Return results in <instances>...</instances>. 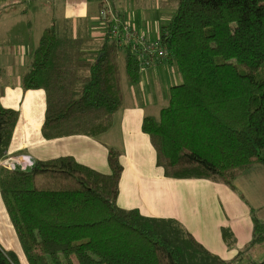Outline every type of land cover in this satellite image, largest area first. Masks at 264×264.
Returning a JSON list of instances; mask_svg holds the SVG:
<instances>
[{
    "label": "trees",
    "instance_id": "1",
    "mask_svg": "<svg viewBox=\"0 0 264 264\" xmlns=\"http://www.w3.org/2000/svg\"><path fill=\"white\" fill-rule=\"evenodd\" d=\"M175 13L156 45L176 66L167 106L141 124L170 179H200L233 189L254 165L264 167V0H173ZM87 41L46 28L21 79L24 91L43 90L45 139L96 138L121 107L119 52L128 83L140 81L136 48L106 33L95 53ZM2 70L0 69V77ZM18 119L0 105V160ZM109 174L72 157L36 161L24 172L0 168V197L28 264H234L207 251L177 221L116 206L123 167L107 155ZM249 247L264 243V222L251 209ZM228 245L233 235L222 230ZM245 247V249L247 248ZM244 249V250H245ZM0 264H18L0 248ZM250 264H264V259Z\"/></svg>",
    "mask_w": 264,
    "mask_h": 264
},
{
    "label": "crops",
    "instance_id": "2",
    "mask_svg": "<svg viewBox=\"0 0 264 264\" xmlns=\"http://www.w3.org/2000/svg\"><path fill=\"white\" fill-rule=\"evenodd\" d=\"M6 1L8 5L17 3L16 0ZM128 1L21 0L30 6L39 2L35 17L44 23L42 32L55 25L59 32L85 39L90 53H95L104 41L105 30L98 16L103 4L112 9L118 21L140 32L147 42L156 44L160 29L159 3L151 9L146 2L133 0L130 6ZM42 3L51 6L46 15L37 11L42 10ZM6 13L8 17L11 15L10 11L3 12ZM47 23L50 25H45ZM32 26L29 22L26 30L30 31ZM26 40V36L14 39L12 52L5 55L0 52V105L18 114L3 159L15 156L23 158L25 163H34L72 157L78 164L109 174L108 151L116 149L123 167L116 200L118 208L137 210L145 217L175 220L207 251L226 261L235 260L252 240L251 209L255 217L264 222V167L254 165L242 171L233 180V189L209 180L164 176L162 168L156 165L155 151L142 132L141 124L145 117H156L167 106L168 90L178 80L173 70L167 68L169 64L154 63L141 69L137 84L129 83L123 93L120 88L121 107L106 133L96 138L77 135L47 140L42 134L45 93L43 90L24 91L21 87V79L38 43L28 45ZM223 229L233 235L231 246L222 239ZM0 248L16 257L22 252L1 197Z\"/></svg>",
    "mask_w": 264,
    "mask_h": 264
},
{
    "label": "rangeland",
    "instance_id": "3",
    "mask_svg": "<svg viewBox=\"0 0 264 264\" xmlns=\"http://www.w3.org/2000/svg\"><path fill=\"white\" fill-rule=\"evenodd\" d=\"M16 1H17L16 4L8 5V4H5L8 1L0 0V14H1L0 15V22H3V21L5 22V23L0 24V52H3L4 55L8 52L9 53L12 52V50L15 49L14 46L11 44V43H13L11 41H14V39H23L26 36L27 37L26 43L28 45H32L33 43L34 44L37 43L40 36H41L43 25H44V23L41 19L37 20L35 17V15H36L35 14L36 13L35 7L39 5L38 4L39 2H37L35 6L34 5L30 6L24 2H21V0H16ZM23 1H26V0H23ZM29 1H31V0H29ZM29 1H26V2H29ZM137 1L139 3H143V2L148 3L149 7L151 9H154L155 6H157L159 3V5H160V9L158 10V12H159V18L158 19L159 20L157 21V23L159 24V27L166 25L175 13V3L173 2V0H137ZM128 3L130 4V6L133 5V0H129ZM41 8H42V10H37V11L44 13L46 15V12H48V10H49V8H51V6L49 5V3H45V4L42 3ZM104 8H106L108 11H110L111 12L110 14L113 17H115V15L112 12V9L109 8L105 4L101 5L99 11L103 10ZM4 11L5 12L10 11L11 15L8 17L7 16L8 12L6 14H3ZM54 19H56L55 16H54ZM109 20H110V16H109V13H107V17H106L104 22L106 24H109L108 23ZM45 21H46V19H45ZM29 22H32L33 26L30 29V31H27L26 27H27ZM99 22H101V21L99 20ZM45 25H50V24L47 23ZM59 33L61 35H67L65 32L64 33L59 32ZM105 33H106V31H105ZM117 63H118V83H119V88L122 89V93H123L124 88L126 86H129V83L125 77L124 52L118 53ZM166 66H167V68L173 70L174 74L176 75V78L178 79L175 82H173L171 84V86L179 85L181 83V78L177 72L176 66L175 65H172V66L166 65ZM9 157L21 158V157H15V156H13V157L9 156ZM21 159H23V158H21ZM1 164L6 166L5 161H3ZM248 247L246 249L244 248L245 250L242 249L240 251L241 252L240 259L238 261H236L234 264H250L252 262H259V261H262L264 259V243L255 245V246L250 247V248H248ZM17 259H18V264H28L25 256L23 255V252L18 254Z\"/></svg>",
    "mask_w": 264,
    "mask_h": 264
},
{
    "label": "built area",
    "instance_id": "4",
    "mask_svg": "<svg viewBox=\"0 0 264 264\" xmlns=\"http://www.w3.org/2000/svg\"><path fill=\"white\" fill-rule=\"evenodd\" d=\"M107 13H109L110 16V20L108 22L109 24L104 22L107 17ZM110 13L111 12L106 8L100 10L98 14L99 20L102 22L100 23L104 26L106 33H110L111 39L119 46H130L136 48L139 54L138 59L141 69L147 68L152 65L153 62H158L167 57L168 54L165 50L159 49L156 44L147 42L140 32H137L131 27L118 21ZM0 161H5L6 166L3 165L2 167L11 172H24L33 166V163H25L21 158L6 157Z\"/></svg>",
    "mask_w": 264,
    "mask_h": 264
}]
</instances>
